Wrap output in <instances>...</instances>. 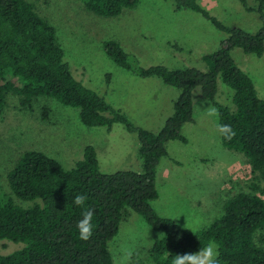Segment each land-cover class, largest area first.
Listing matches in <instances>:
<instances>
[{
	"label": "trees",
	"instance_id": "trees-1",
	"mask_svg": "<svg viewBox=\"0 0 264 264\" xmlns=\"http://www.w3.org/2000/svg\"><path fill=\"white\" fill-rule=\"evenodd\" d=\"M140 1L83 0L88 10L102 16H117ZM171 1L177 9L200 12L226 33L217 50L202 56L207 70L164 64L143 67L133 64L136 59L120 41L103 43L105 53L117 65L140 77H159L180 90L173 113L153 132L136 126L121 109L74 76L56 27L38 12L35 2L0 0V111L10 92L20 97L24 107L40 96L54 98L78 108L88 126L124 123L137 133L143 159L142 171L105 173L91 144L70 169L41 150H26L8 172L11 194L3 192L0 182V239L24 246L0 254V264H114L109 242L119 233L128 207L162 233L149 250L155 264H197L195 255L212 242L217 244L213 264H264V236L260 237L262 244L255 240L256 232L264 229L260 194L241 191L230 196L221 215L197 231L160 215L151 203L159 197L156 180L160 160L168 154L166 143L188 141L181 130L184 123L194 120L196 87L218 110L223 145L242 152L264 178V98L232 55L237 47L264 54V0H255L254 6L240 0L246 10L260 14L262 25L256 32L227 27L198 0ZM219 76L233 90V109L216 99Z\"/></svg>",
	"mask_w": 264,
	"mask_h": 264
},
{
	"label": "rangeland",
	"instance_id": "rangeland-1",
	"mask_svg": "<svg viewBox=\"0 0 264 264\" xmlns=\"http://www.w3.org/2000/svg\"><path fill=\"white\" fill-rule=\"evenodd\" d=\"M31 1L56 27L74 76L121 109L136 126L153 132H158L173 113L180 90L159 77H140L117 65L105 53L104 41H120L136 59L133 64L143 67L164 64L169 68L193 66L207 70L202 56L217 50L226 38V33L200 12L177 9L171 0H141L117 16L96 14L87 9L83 0ZM198 1L227 27L256 32L262 25L260 14L246 10L240 0ZM248 2L256 5L255 0ZM232 55L264 98V54L258 56L237 47ZM216 99L235 107L233 90L220 76ZM193 101L194 120L184 123L181 130L188 141L174 139L166 143L168 154L160 160L156 180L159 197L151 202L160 215L173 218L188 231L208 226L221 215L225 201L238 192L254 191L264 198V178L253 170L242 152L223 145L218 110L202 95L200 87L193 90ZM89 144L96 148L100 169L105 173L143 170L138 135L124 123L88 126L76 107L48 96H40L24 107L20 97L10 92L0 111L3 192L11 194L8 172L26 150H41L70 169L83 159ZM161 236L128 207L119 233L109 242L114 264H155L149 250ZM261 236L264 229L255 234L258 244H262ZM23 246L22 242L0 239V254ZM216 255L217 244L212 242L195 255V262L213 264Z\"/></svg>",
	"mask_w": 264,
	"mask_h": 264
}]
</instances>
